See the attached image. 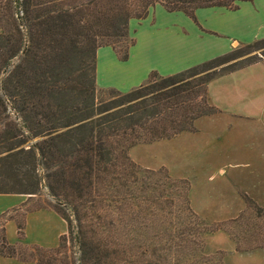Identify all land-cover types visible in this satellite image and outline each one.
<instances>
[{
  "label": "trees",
  "instance_id": "trees-1",
  "mask_svg": "<svg viewBox=\"0 0 264 264\" xmlns=\"http://www.w3.org/2000/svg\"><path fill=\"white\" fill-rule=\"evenodd\" d=\"M249 1L0 0V195L32 197L44 185L56 203L50 210L66 223L56 247L20 254L6 241L2 216L0 256L31 264H221L201 253L197 237L206 229L190 209L188 182L141 170L128 151L194 133L196 120L217 113L208 83L264 55L236 61L233 50L174 75L152 72L126 93L97 87L95 60L107 46L125 61L134 43L129 21L156 4L192 17L199 8L235 10ZM247 47L263 49L264 39ZM243 199L242 215L264 218V208ZM240 214L226 224L238 241ZM8 219L22 241L24 217ZM243 240L238 251L253 243Z\"/></svg>",
  "mask_w": 264,
  "mask_h": 264
},
{
  "label": "crops",
  "instance_id": "crops-1",
  "mask_svg": "<svg viewBox=\"0 0 264 264\" xmlns=\"http://www.w3.org/2000/svg\"><path fill=\"white\" fill-rule=\"evenodd\" d=\"M128 33L132 34L134 43L128 49L125 61L118 59L111 47L96 51L98 88L125 93L144 84L152 72L160 77L174 75L226 55L238 45L264 39V0L239 2L235 10L199 8L192 17L180 11L168 12L156 4L144 19L129 21ZM207 100L219 112L199 118L195 122L199 127L197 132L184 134L204 135L218 141L223 134L231 135L237 141L241 134H249L248 138L252 136L254 147L258 148L254 157L261 168V191L264 193V59L210 81ZM250 160H253L252 155ZM242 166L249 168L251 164L246 162ZM219 172L224 174L225 169L220 168ZM22 196L0 195V217L4 216L6 241L10 245L24 241L28 246L49 249L45 243H39L44 242V238L32 236L33 240L30 239L28 229L36 225L31 220L45 213L56 215L61 223L64 220L51 210L27 212L24 238L18 241L15 221L8 219L11 216L8 212L23 203ZM4 199H15L16 202L4 204ZM63 229L55 234L56 242L66 233ZM0 264L31 263L0 256Z\"/></svg>",
  "mask_w": 264,
  "mask_h": 264
},
{
  "label": "rangeland",
  "instance_id": "rangeland-1",
  "mask_svg": "<svg viewBox=\"0 0 264 264\" xmlns=\"http://www.w3.org/2000/svg\"><path fill=\"white\" fill-rule=\"evenodd\" d=\"M129 38H133L130 33ZM247 46L238 45L235 48L238 55H241L236 61L245 59L243 60L245 62L253 56L262 57L264 55V48L255 50ZM116 48L122 53L125 45L116 46ZM146 83L147 81L142 85ZM194 127L196 130L194 133H196L199 128L198 124L194 123ZM184 133L167 140L139 143L129 149L128 156L141 170L164 169L171 179L188 182L190 209L197 216L200 227L206 229L197 237L202 242L203 256L216 257L221 264H264V218H256L251 210H247L248 215H242L245 210L243 196H247L259 207L264 208V193L261 191L260 182L263 180L260 177L261 168L256 165L254 157L258 148L254 147L252 136L248 138L249 134H241L237 141L233 140L231 135L223 134L218 141L216 138L208 139L204 135ZM251 155L253 156L252 161L250 160ZM246 162H249L251 167L242 166ZM220 168L225 169L224 174L219 172ZM21 198L23 203L8 212L17 221L28 214H24V209L45 208V210H50V207L56 204L55 200L48 195L44 185L36 196H22ZM3 202L10 204L16 200L4 199ZM239 214V217L243 216L240 221L241 226H239L243 238L238 241L232 236V231L228 232L229 228L226 224ZM53 215L45 213L42 217L31 220L36 224L28 229L31 240H33L32 236H38L45 239L44 242H39L40 244L45 243L49 248L57 245L55 234L62 228H64L62 232L65 233L66 225L64 222L61 223L56 215ZM238 233L240 232L236 234ZM249 237L251 241L248 242L253 243L251 245L242 244L241 250L245 251H238L236 242H244L243 239ZM67 242L73 241L68 240ZM16 245L18 253H28L26 247L29 244L23 241ZM68 248L70 254L73 251L77 252L71 244H68Z\"/></svg>",
  "mask_w": 264,
  "mask_h": 264
}]
</instances>
